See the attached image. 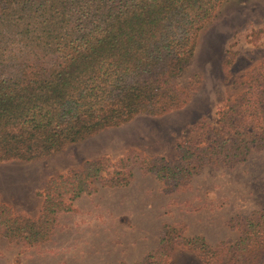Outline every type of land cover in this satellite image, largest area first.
Segmentation results:
<instances>
[{
    "label": "trees",
    "instance_id": "obj_1",
    "mask_svg": "<svg viewBox=\"0 0 264 264\" xmlns=\"http://www.w3.org/2000/svg\"><path fill=\"white\" fill-rule=\"evenodd\" d=\"M222 1L0 0V162L41 159L137 115L184 107L198 84L181 75L200 29ZM244 84L240 96L218 109L219 128L202 123V138L178 142L171 160L134 151L140 167L176 188L205 165L243 161L264 147V62ZM127 163L130 156L103 157L51 176L37 192L36 216L0 202L3 236L27 245L47 241L58 213L93 193L96 180L127 185ZM224 248L231 257L220 264H249L260 255L264 207L244 218L229 247L165 223L159 246L130 264H165L177 249L217 264Z\"/></svg>",
    "mask_w": 264,
    "mask_h": 264
},
{
    "label": "rangeland",
    "instance_id": "obj_2",
    "mask_svg": "<svg viewBox=\"0 0 264 264\" xmlns=\"http://www.w3.org/2000/svg\"><path fill=\"white\" fill-rule=\"evenodd\" d=\"M262 62L264 0H224L200 29L181 75L198 84L184 107L160 116L137 115L41 159L0 162V202L29 216L38 214L37 192L48 178L86 160L130 156L132 170L125 186L96 180L93 193L75 199L73 210L58 213L43 243L8 240L0 226V264H130L159 246L165 223L180 225L183 235H202L212 246L232 245L244 218L264 207V147L243 161L205 165L176 188L141 168L133 152L171 160L178 142L202 138L199 125L219 128L218 109L240 96L247 76ZM223 250L217 264L231 257L230 249ZM165 264L206 263L192 250L177 249ZM249 264H264V250Z\"/></svg>",
    "mask_w": 264,
    "mask_h": 264
}]
</instances>
